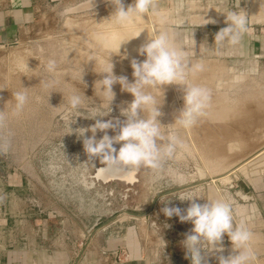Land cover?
I'll return each instance as SVG.
<instances>
[{
  "label": "rangeland",
  "instance_id": "obj_1",
  "mask_svg": "<svg viewBox=\"0 0 264 264\" xmlns=\"http://www.w3.org/2000/svg\"><path fill=\"white\" fill-rule=\"evenodd\" d=\"M81 1L84 0H68L57 5L44 4L31 29L22 34L16 44L0 48V108L10 99V92L17 89L20 83L25 88L34 87L30 91L43 97L45 101L39 106L30 108L21 117L11 119L0 127V162L3 167L0 189H56L59 193L53 191V199L58 201L57 203L63 208L68 209L69 214L74 215L73 212L75 214L79 212L80 219L84 220L87 225H97L103 220L98 217H102L101 215H105L109 210L104 207L106 201H103L102 195L96 192L97 196H95V190L84 189L81 185L79 155L82 143L74 134L65 135L66 122L56 114V110L48 108L46 103L48 93L52 92L48 98L49 106L53 108L59 106L62 102V95L58 92L65 91L62 81L65 79L69 83L78 81L79 68L84 65L83 94L86 98H90L93 104H99V100L93 95V84L101 77L93 72V63L87 64V62L95 56L97 67L94 70L99 72L103 67L100 57L106 56L107 53L90 47V36L96 31L112 32L114 30L113 25L97 26L95 23L107 18L112 9L110 5L104 4L93 10L94 15L90 11L75 15L65 14V10ZM122 3L127 7L131 4V0H122ZM156 5L159 9L170 13L168 27L176 33L177 42L182 43L189 52V62L202 60L206 64L205 73L190 78V82L207 87L211 95L203 116L198 118L191 127L174 129L186 146L185 150L176 159L166 162L165 171L153 175L151 186L152 189H159L167 186L175 188L195 185L198 182L229 173L231 168L264 146V49L260 52H252L251 47H248L249 34H246L244 59L237 61L232 59V64L222 66L216 54L210 56V53H206L203 49L204 47L200 44L201 41L203 42L201 36L198 35L197 42L193 39L194 49L192 40H190V29H193L195 22L194 16L199 14L198 11L202 12L207 8L205 3H193L192 7L187 2L178 1L160 2ZM240 8L249 17L254 16L258 12L259 1L252 2L251 7L247 4L244 8L242 6ZM254 20L264 22V9L252 18L250 24ZM152 24L153 19L149 16L146 17V23L137 21L135 24L119 26L116 30L125 39V36L135 34L139 28L147 27L151 31ZM249 33L251 37L260 33L263 37L262 42H264V27L261 25H255ZM146 36V33H141L136 38L138 41L134 39L124 45V48L122 46L121 54L127 53L128 59L112 58L115 75L126 76L131 82L129 60L133 58L138 61L143 60L142 56H137L136 50L145 42ZM259 55L262 59L260 63H257L253 58ZM48 58L57 59L59 69L63 74L56 78L58 81L56 83H53L54 78L45 69ZM210 59H213L212 64L206 61ZM26 61L30 72L24 68ZM113 91L115 99L111 105L112 112L108 117H120L119 108L130 102L131 96L122 93L119 85H114ZM163 91L165 98L160 122L167 126L174 122L182 109V89L170 85ZM226 91H230L229 96L226 95ZM93 122L78 117L70 127L75 130L87 127ZM255 157L227 177L210 181L199 192L197 190L199 186L189 188L187 195H206V191L207 195L215 191L223 194L222 191L228 187L254 185V180L261 179L264 175V155L254 160ZM214 158L216 159L213 160ZM209 160L212 165L220 164L219 172H208L207 167L211 166ZM169 170L179 175V181L169 173ZM8 175H11V178L7 179ZM227 179H229L227 183H222ZM59 189H70V193L62 194ZM172 206L183 209L187 207V202L174 200ZM171 219L181 231V241L183 234L189 231L191 225L179 223L176 217ZM133 223L134 221L110 225V228L114 229L118 225L121 230L119 234L122 235ZM147 226L152 231L154 239L158 241L159 234L153 231L149 224ZM180 241L177 242L176 248L184 257V252L179 246ZM122 251L124 253L121 254L120 261L123 264H131L128 251L124 248ZM154 252L157 253V250ZM162 261L157 256L156 264H163ZM184 261L189 264L185 258Z\"/></svg>",
  "mask_w": 264,
  "mask_h": 264
},
{
  "label": "clouds",
  "instance_id": "obj_2",
  "mask_svg": "<svg viewBox=\"0 0 264 264\" xmlns=\"http://www.w3.org/2000/svg\"><path fill=\"white\" fill-rule=\"evenodd\" d=\"M104 2L111 6L112 11L107 18L95 23L97 26L113 25L114 30L93 32L90 36V47L101 49L107 55L100 57L103 67L99 72L94 70L97 67L95 56L87 62L93 63V72L101 77L93 84V95L99 100V104H93L92 100L83 94L84 65H81L78 81H62L65 91L58 92L62 95L61 104L55 108L50 107L48 98L52 92H49L47 106L56 110L61 120L66 122L65 135L74 134L77 137L87 158L100 157L106 163L125 167L129 172L141 167L154 173L163 172L166 162L176 159L186 147L174 129L191 127L205 114L208 107L211 95L209 89L190 82V78L206 71V64L202 60L189 62V52L182 43L177 42L176 33L168 27L170 13L159 9L155 0H131L127 7L122 0ZM88 7L93 13L94 0H88ZM262 9L264 0H259L257 14L249 17L240 8L238 0L233 8L222 13L226 26L215 34L214 43L226 40L232 46L239 45L249 29L250 21ZM149 16L153 19L151 31L147 27L139 28L132 37L125 40L116 30L119 26L135 24L137 21L146 23V17ZM209 23L214 21L205 19L204 15L201 26ZM141 33H146L147 36L145 42L136 50V54L138 57L142 56L143 60H129L132 76L129 82L126 76L114 74L112 58L128 59L127 53L121 54V48L138 38ZM192 45L194 49L193 39ZM192 55H195L194 51ZM24 68L30 72L27 61ZM45 69L54 78L53 83L58 82L56 78L63 75L55 58L46 60ZM114 85H119L122 93L131 96V101L119 108L122 121L104 119L112 112ZM170 85L182 89V109L174 122L165 126L160 122L165 98L163 89ZM32 88L34 87L25 88L20 83L17 89L10 92V99L0 108V127L45 102L43 97L30 91ZM78 117L94 122L89 127L73 130L70 125L74 124ZM109 131L113 132V135L109 136ZM98 132L103 133L99 139L96 138ZM115 145H119V148H115ZM169 173L179 181L178 174L172 173L171 170ZM175 199L187 202V207L181 209L169 206L171 199H168L161 203L160 213L165 220L176 217L179 223L191 225L179 242L184 258L189 264H209L211 258L215 259V264H257L258 256L254 244L258 237L250 230L246 215L236 212V202L231 196L213 192L209 195H180ZM163 227L168 225L164 224ZM224 237H227L231 247L227 256L222 255ZM166 246V241L159 234L157 247L161 250L160 259Z\"/></svg>",
  "mask_w": 264,
  "mask_h": 264
},
{
  "label": "crops",
  "instance_id": "obj_3",
  "mask_svg": "<svg viewBox=\"0 0 264 264\" xmlns=\"http://www.w3.org/2000/svg\"><path fill=\"white\" fill-rule=\"evenodd\" d=\"M64 1L68 0H0V45L10 46L19 41L22 34L31 29L44 4L57 5ZM155 1L187 2L190 7L193 3H205L207 8L194 16L190 40L197 42L198 35L201 36L203 42L200 44L203 49L210 56L216 54L222 66L232 64V59H244L246 34H249L247 41L252 52L264 49L262 35L257 33V36L251 37L249 33L255 25L264 27V22L255 20L249 24L239 45L232 46L226 40L218 45L214 43L215 34L226 26L222 13L233 8L238 0ZM254 1L240 0V6L244 8L248 4L251 7ZM204 15L205 19L214 23L201 26ZM253 59L260 63L262 57L254 56ZM206 61L213 63V59ZM226 95L229 96L230 91H226ZM262 148L243 160L252 157ZM263 155L264 152L254 160ZM1 171L3 167L0 162V176ZM6 178H11V175ZM259 179L256 178L254 185H248L249 187H228L222 193L235 200L238 214L246 215L250 230L258 237L254 244L257 264H264V175ZM59 190L62 194L70 193V189ZM53 191L59 193L56 189H0V264H123L117 262L115 256V252L120 253L123 248L130 254L131 264H156L157 253L154 250L157 241L142 219L134 221L122 235L119 234L121 230L118 225L114 229L110 225H104L93 231L91 236L96 224L87 225L80 219L79 212L69 214L68 209L53 199ZM215 194L220 193L215 191ZM222 247V255H229L231 247L227 237L223 238ZM209 264H215V259H209Z\"/></svg>",
  "mask_w": 264,
  "mask_h": 264
},
{
  "label": "flooded vegetation",
  "instance_id": "obj_4",
  "mask_svg": "<svg viewBox=\"0 0 264 264\" xmlns=\"http://www.w3.org/2000/svg\"><path fill=\"white\" fill-rule=\"evenodd\" d=\"M104 119L123 120L122 117H107ZM107 134L111 136L113 132L109 131ZM101 135L103 133L98 132L96 138L99 139ZM114 147L118 149L119 145ZM79 158V175L82 187L88 190H95L94 195L97 196L96 192H98L99 195H102L103 201H106L104 207L109 211L107 213L104 212L105 215L102 214V217L99 216L100 220L107 217L108 219L117 218L122 214L145 216L149 227L160 234L167 243L161 260L166 261L165 254L184 258L180 250L176 248L177 242L181 239V231L175 221L172 219L165 220L160 213V208L162 207L161 203L168 199H171L169 206H172L174 200H177L175 198L180 195H187L189 189L177 191V187L169 186L152 189L151 182L155 174L152 170L141 167L129 172L125 167L119 164L106 163L100 157L87 158L83 148ZM164 224H167L168 227L164 228ZM156 250L157 256L160 258L161 250L159 248ZM169 262L171 264V261ZM163 264H167V261L163 262Z\"/></svg>",
  "mask_w": 264,
  "mask_h": 264
},
{
  "label": "water",
  "instance_id": "obj_5",
  "mask_svg": "<svg viewBox=\"0 0 264 264\" xmlns=\"http://www.w3.org/2000/svg\"><path fill=\"white\" fill-rule=\"evenodd\" d=\"M104 4H106L104 2V0H94L93 10L95 8L99 7V6L104 5ZM85 12H89L88 0L81 1V2L77 3L76 5H73L72 7H69L67 10H65V14L66 15H75V14H81V13H85ZM263 151H264V149L259 151L256 155L261 154V152H263ZM256 155H254L253 157H255ZM253 157H251L246 162H249ZM241 165H239L238 167H240ZM238 167L232 169L227 175H229L232 172H234ZM219 178L220 177H214V178H211V179H207V180L198 182L195 185L194 184L193 185H183L181 187H177L176 189H177V191H181V190L183 191V190L189 189L191 187L199 186L198 189H197L198 192H199L200 190H203L205 188V186L210 181H217ZM140 219H142V221L147 223V217H145V216H134V215H129V214H122L121 216H119L117 218L103 219L102 221H99L98 224L95 225V227L92 229L91 236H92V232L93 231H96L98 228H100V227H102L104 225L105 226H109V225H115V224H123V223H129V222H132V221H138ZM91 236L89 237V240H90ZM165 257H166L167 264H170L169 261H171V264H185L182 258L173 257L170 254H165Z\"/></svg>",
  "mask_w": 264,
  "mask_h": 264
},
{
  "label": "bare ground",
  "instance_id": "obj_6",
  "mask_svg": "<svg viewBox=\"0 0 264 264\" xmlns=\"http://www.w3.org/2000/svg\"><path fill=\"white\" fill-rule=\"evenodd\" d=\"M127 32H129V31H127ZM131 32V31H130ZM121 33H123V32H121ZM126 33V32H125ZM132 33V32H131ZM121 35V34H120ZM134 34H130V35H128V36H125V39L127 40V39H129L130 37H132ZM124 36V35H123ZM76 38V37H75ZM123 38V37H122ZM72 39V38H71ZM81 39V38H80ZM135 40H137V39H135ZM132 41V40H131ZM138 41V40H137ZM129 43V42H128ZM133 44V43H132ZM123 48H124V46H123ZM129 48V47H128ZM205 73V72H204ZM202 80V79H201ZM117 97V96H116ZM221 127V126H220ZM232 128H233V126H232ZM242 129V128H241ZM227 130V129H226ZM243 130V129H242ZM258 131V130H257ZM216 135V134H215ZM264 148H262L261 150H263ZM260 150V151H261ZM232 154V153H231ZM257 154V153H256ZM256 154H254V155H256ZM214 155V154H213ZM219 155V154H218ZM218 155H217V157H218ZM254 155H252V157L254 156ZM220 156V155H219ZM212 157V156H211ZM251 157H249V158H247V159H245L244 161H242L240 164H237L234 168H236V167H238L239 165H241L242 163L243 164H245L246 163V161H248L249 159H250ZM209 159H210V157H209ZM216 158H214L213 160H215ZM217 159H219V158H217ZM206 161H207V159H206ZM217 161V160H216ZM215 161V162H216ZM223 161V160H222ZM209 162H210V164H211V160H209ZM209 162H207V163H209ZM220 162V161H219ZM245 162V163H244ZM214 163V162H213ZM218 163V162H217ZM209 164V165H210ZM242 164V165H243ZM208 165V166H209ZM224 165V164H223ZM222 165V166H223ZM241 165V166H242ZM219 166H220V164L218 163L217 165H212L211 164V166H209V167H207L208 168V172H210V173H216L217 171L219 172L220 170H219ZM240 166V167H241ZM240 167H238L235 171H237L238 169H240ZM234 168H231V169H234ZM242 170H244V169H242ZM240 171V170H239ZM242 173H243V171H242ZM228 173H226L225 175H223V176H220V178L219 179H221V178H223V177H227L228 175H227ZM229 181V179H227V181L226 182H222V183H227ZM220 182V181H219ZM209 191H212L213 189H208ZM206 194H208L207 193V191H206Z\"/></svg>",
  "mask_w": 264,
  "mask_h": 264
},
{
  "label": "built area",
  "instance_id": "obj_7",
  "mask_svg": "<svg viewBox=\"0 0 264 264\" xmlns=\"http://www.w3.org/2000/svg\"><path fill=\"white\" fill-rule=\"evenodd\" d=\"M17 43V42H16ZM16 43H14V44H16ZM13 44V45H14ZM12 45H10V46H4V45H0V48H7V47H11ZM122 253H124L123 251H120V253H117V252H115V256H116V260H117V262H121L120 261V257H121V254Z\"/></svg>",
  "mask_w": 264,
  "mask_h": 264
}]
</instances>
